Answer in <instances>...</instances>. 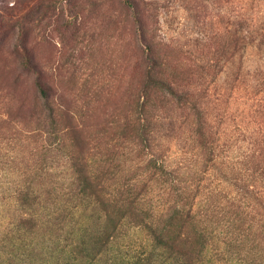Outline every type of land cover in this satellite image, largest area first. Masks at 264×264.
<instances>
[{
  "label": "rangeland",
  "instance_id": "1",
  "mask_svg": "<svg viewBox=\"0 0 264 264\" xmlns=\"http://www.w3.org/2000/svg\"><path fill=\"white\" fill-rule=\"evenodd\" d=\"M147 47L179 63L164 70L209 72L234 88L219 106L230 117L216 130L227 155L244 151L255 130L264 134V118L241 113L264 99V0H0V264H145L147 257L173 264L138 219L125 215L113 231H100L81 209L76 181L81 150L86 174L110 186V201L147 186L145 218L181 208L176 192H166L170 183L197 180L202 161L189 121L179 115L170 131L167 112L138 91ZM39 83L73 117L81 132L70 138L80 147L62 144L64 124L55 131ZM59 202L71 217L61 227L53 214ZM225 228L207 239L198 264H264L258 238Z\"/></svg>",
  "mask_w": 264,
  "mask_h": 264
},
{
  "label": "trees",
  "instance_id": "2",
  "mask_svg": "<svg viewBox=\"0 0 264 264\" xmlns=\"http://www.w3.org/2000/svg\"><path fill=\"white\" fill-rule=\"evenodd\" d=\"M137 23L142 27L141 18L137 19ZM147 50L142 72L145 82L138 91L150 101L156 111L162 109L167 112L168 116L164 122L170 131L175 129L179 115L189 121L191 148L202 161V169L195 175V182H177L167 186V194L176 192L178 201L182 203L181 208H171V211L165 214L162 211L159 216L153 213L147 215L145 212L144 218L141 206L146 196L143 189L147 186L143 185L136 194L131 187L119 190L116 199L110 201V186L90 181L82 162V151L78 150L76 153L80 157L76 159V181L82 184L81 209L91 211L92 222L100 231H113L119 221H124L125 215L138 219L141 227L151 234L153 248L163 249L167 259L173 264L200 263V250L204 248L207 239H210L215 231L222 230V227H226L223 230L226 234L232 229L231 233L238 239L246 238L247 241L253 242L258 238L264 244V134L255 130L253 135L245 137L247 144L244 151L233 154L236 150L230 149L232 152L227 155V151L222 148H225L228 142H220L216 130L226 117H230L228 110L219 109V106L227 103L223 99L226 93L228 92V97L234 88L227 89L215 82L209 72H193L191 69L164 70L167 64L179 66V63H171L164 57L157 56L151 47H147ZM38 91L55 131L61 122L64 124L63 128L57 130L62 144L65 139H69L76 147H80L83 141L80 142L75 136L76 140L70 138L71 133L80 135L81 132L71 123L73 117L67 109L55 104L56 99L53 100L50 87L39 83ZM262 92L264 94V91ZM249 99L254 101L255 98L246 100ZM241 113L245 117L264 118V99L250 108L242 109ZM59 116H64L65 120ZM139 140L145 141L149 147L152 142L142 137ZM158 171L160 178L165 177L164 168ZM160 184L165 186L166 182L162 181ZM48 199L50 200L49 196ZM68 208L66 203L59 202L56 206L53 212L56 225L61 227L70 222ZM148 218L151 219L149 224L145 221ZM107 240L108 235L104 243ZM224 241L231 242L226 238ZM142 255L139 253L136 262L142 261ZM152 263L154 262L147 257L145 264Z\"/></svg>",
  "mask_w": 264,
  "mask_h": 264
}]
</instances>
